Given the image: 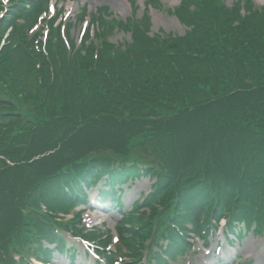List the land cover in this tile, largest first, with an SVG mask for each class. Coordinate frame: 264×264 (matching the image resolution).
Instances as JSON below:
<instances>
[{"label": "trees", "instance_id": "1", "mask_svg": "<svg viewBox=\"0 0 264 264\" xmlns=\"http://www.w3.org/2000/svg\"><path fill=\"white\" fill-rule=\"evenodd\" d=\"M240 9L221 0H182L177 14L193 29L185 37L169 36L165 47L113 45L84 61L69 55L42 70L21 65L25 54L16 56L11 77L29 82V91L0 97L17 107L9 113L18 125L11 136L0 128V155L15 163L0 159V264H15L13 252L25 263L22 246L38 258L48 255L42 239L57 240L62 225L51 212L67 211L82 183L109 176L112 185L141 166L158 175V184L165 182L161 205L171 192L179 196L187 211L178 210V217L200 220L204 202L212 200L216 216L237 203L233 216L258 218L245 188L255 182V197L264 189V138L261 145L239 144V135L264 133V13L251 10V3L247 16ZM255 22L263 29L259 36L249 33ZM14 99L40 104L39 112L27 109L31 116L25 115ZM155 141L175 148L159 151ZM234 171L245 172L243 178ZM167 232L173 243L181 240L172 225Z\"/></svg>", "mask_w": 264, "mask_h": 264}, {"label": "rangeland", "instance_id": "2", "mask_svg": "<svg viewBox=\"0 0 264 264\" xmlns=\"http://www.w3.org/2000/svg\"><path fill=\"white\" fill-rule=\"evenodd\" d=\"M62 1V2H61ZM59 1V4L64 5L63 7L68 8L67 11L71 10V15H74V13L78 10V4H70L69 1L63 2V0ZM161 5L157 7V9L150 8V10L146 9V6H144L145 0H136L134 6L137 8L136 16L139 18H142V16L146 13L152 18L151 19V31L152 33L158 34V32H174L178 34L179 36L185 34V27H183L182 23L179 21L178 17L175 16L173 13H171L169 10L173 9L175 7H178V1L177 0H160ZM237 0H226V2L229 5H233ZM240 0L239 2H241ZM255 1L256 5L258 6H263L264 2L261 1ZM81 6H87L89 8L90 13H95L96 15L101 14L102 11H106L107 14H113V16H116L120 18L121 20L130 18L134 15V6L131 2V0H81L80 2ZM72 5L70 8L69 6ZM251 10H256L257 14L258 12L264 13V7H254V9ZM243 17V16H242ZM256 25H251V29L249 31L250 35L252 36H259L260 33H262L261 27L259 26V22H255ZM80 26V25H79ZM79 29H77V36L79 34ZM73 31V30H72ZM264 31V30H263ZM74 33V31H73ZM264 33V32H263ZM131 37V34H126L120 31H117L114 33V35L111 37L112 41H121L124 39L129 40ZM161 44L163 47L165 45H168L164 41H162ZM154 45V44H151ZM11 47L10 45H5L4 47L1 45L0 46V97H5L10 100L11 94L14 93V91L17 90H27L28 83L27 81H23L18 78H12V68L11 64L13 63V60L11 61L9 57H7V51L10 50ZM18 60V58H16ZM182 77L184 78V74H182ZM177 87L180 88L181 85L177 84ZM84 92V88H77L76 92L74 93V98L77 99L79 98L82 93ZM22 101L25 103V95L21 97ZM30 102H35L32 101V98H29ZM39 103V102H38ZM40 105V104H38ZM37 107L34 108L33 112L37 113L39 112V108ZM20 108H22L20 106ZM10 110H17V107H13L10 105L8 102L3 101L1 102L0 100V113L2 117L0 121V128L3 129V131L8 132V136L13 135L16 130L18 125L16 124V121H12L13 115L9 113ZM50 117V116H49ZM49 117H45L46 119H49ZM25 117H23L24 119ZM251 135L248 134H241L239 135L241 142H248L251 141H261V138H264V133L261 135H256L255 132L250 133ZM254 138V139H253ZM253 139V140H252ZM5 140H0V149H2V146L4 145L3 142ZM155 145V149L157 148L159 151H167L171 152L175 148V146H164L161 145L160 141H155L153 143ZM250 144V143H249ZM152 149V150H155ZM255 150V148H254ZM10 151L15 152L16 156L21 155V152L19 149H14L13 147L10 148ZM1 159V158H0ZM3 160V159H1ZM2 165V163H0ZM2 170L0 171V183L2 180ZM131 182L129 184H125L122 186L123 191L119 192V195L121 194V198L123 201V208L120 209H114V213L112 215L106 214L105 216L108 218V227L112 228L114 227L119 220H121L123 216V211H130L132 210V207L134 204L139 201L142 197V192L144 193H149L151 191L153 182L148 178L147 176L144 178L142 177L140 180H136L133 182L131 185ZM119 189V188H118ZM117 190V189H116ZM99 192V188L97 190H94L92 188L89 190L90 195L95 194L97 195ZM97 217L99 216L102 218L101 214L98 212L96 213ZM87 221V219H86ZM100 221V219L97 221V223ZM71 239V238H70ZM212 245L211 248L205 250L202 242L198 244L196 247V250L198 252H190L187 255H182L179 257V260L176 261L174 264H205L206 262H214L215 261V255H214V249L217 248L218 242H221L222 240V245H221V250L223 251V254L225 253H230L233 254L235 252H238L237 254L240 255V259L237 261L240 263H245L247 261H251V264H264V237H255L253 233H246L245 237L241 239L240 241H236L235 245L231 247V249H227L226 245V239L223 237V228L216 236L212 238ZM78 262H84L85 264H88L89 261H91L90 256L86 257L84 256L83 252V247L80 245V248L78 250ZM57 255V254H56ZM58 257L55 259L54 262H59L60 264H70V259L68 257L63 258ZM88 260V261H87ZM35 264H40V262L36 261ZM78 264V263H77Z\"/></svg>", "mask_w": 264, "mask_h": 264}, {"label": "bare ground", "instance_id": "3", "mask_svg": "<svg viewBox=\"0 0 264 264\" xmlns=\"http://www.w3.org/2000/svg\"><path fill=\"white\" fill-rule=\"evenodd\" d=\"M256 1H261V2H264V0H256Z\"/></svg>", "mask_w": 264, "mask_h": 264}]
</instances>
